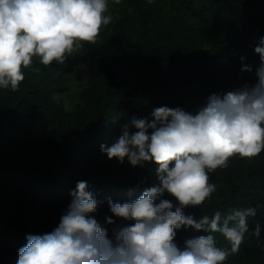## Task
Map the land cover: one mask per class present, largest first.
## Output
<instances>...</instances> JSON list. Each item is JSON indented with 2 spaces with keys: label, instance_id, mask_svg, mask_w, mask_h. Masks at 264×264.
<instances>
[{
  "label": "trees",
  "instance_id": "16d2710c",
  "mask_svg": "<svg viewBox=\"0 0 264 264\" xmlns=\"http://www.w3.org/2000/svg\"><path fill=\"white\" fill-rule=\"evenodd\" d=\"M108 12L113 21L96 45L85 42L76 55L88 64L78 86V60L70 66L69 57L51 67L34 60L18 91L0 90V264H17L27 235L58 225L78 181H87L101 202L95 213L101 224L105 217L121 223L109 211V198L134 200L158 183L154 164L134 168L100 151L133 118L165 105L194 112L209 95L256 81L253 42L264 36V0H109ZM240 56L252 72L240 71ZM210 182L217 186L212 198L184 214L199 220L256 207L239 252L226 264H264V150L250 160L230 158ZM163 198L177 203L167 193ZM257 223L259 239L252 233ZM105 226L111 235L113 226ZM201 235L182 227L175 242L182 247ZM214 236L218 247H230Z\"/></svg>",
  "mask_w": 264,
  "mask_h": 264
},
{
  "label": "clouds",
  "instance_id": "9594fccd",
  "mask_svg": "<svg viewBox=\"0 0 264 264\" xmlns=\"http://www.w3.org/2000/svg\"><path fill=\"white\" fill-rule=\"evenodd\" d=\"M108 4L109 0H0V90L18 91L24 69L34 60L45 67L64 65L85 42L96 45L102 28L113 21ZM253 44L260 61L254 83L213 93L194 112L157 107L150 117L133 118L111 145H100L109 160H127L134 168L155 165L158 183L138 198L107 200L120 224L112 217L98 222L95 213L101 202L87 181H78L58 225L50 232L27 235L17 264H226L238 253L256 207L218 210L199 220L185 215L184 209L212 198L217 186L210 174L226 169L230 158L250 160L264 150V36ZM245 59L240 56V71L250 73L253 68ZM165 193L176 205L163 198ZM105 225L113 226L111 235ZM182 227L206 235L186 239L181 247L175 238ZM215 233L230 247H218ZM252 233L261 237L259 223Z\"/></svg>",
  "mask_w": 264,
  "mask_h": 264
},
{
  "label": "rangeland",
  "instance_id": "374dc122",
  "mask_svg": "<svg viewBox=\"0 0 264 264\" xmlns=\"http://www.w3.org/2000/svg\"><path fill=\"white\" fill-rule=\"evenodd\" d=\"M74 60H78L76 66L74 67L76 69V71L74 72V77H75L74 83L76 86H78L79 82L81 80L85 79V76H86L87 71H88V64L87 63H80L81 62L80 59L77 58V56H75L72 58V61H70V66H74L73 65Z\"/></svg>",
  "mask_w": 264,
  "mask_h": 264
}]
</instances>
